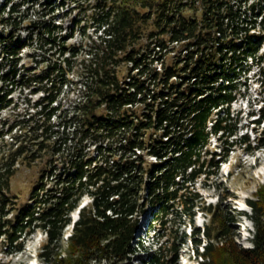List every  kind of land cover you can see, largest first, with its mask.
Returning a JSON list of instances; mask_svg holds the SVG:
<instances>
[{
	"label": "trees",
	"instance_id": "16d2710c",
	"mask_svg": "<svg viewBox=\"0 0 264 264\" xmlns=\"http://www.w3.org/2000/svg\"><path fill=\"white\" fill-rule=\"evenodd\" d=\"M96 7L102 34L88 53L85 91L71 103L55 91L67 82L58 62L17 79L18 54L28 41L0 31V72L7 68L2 79L12 85L41 82L44 92L32 104L34 111L0 137L12 135L14 155L36 158L45 152L64 162L49 181L51 175L42 173L21 205L8 193L15 170L0 174V241L19 252L41 228L49 236L47 250L61 240L81 198L93 195L91 210L76 222L68 255H58L54 264H87L95 253L124 257L137 250L138 224L132 218L141 207L148 208L153 221L169 216L182 200L189 211L197 207L198 193L189 194L187 188L216 173L208 165L218 167L226 160L208 152L211 140L249 141L246 134L236 139L240 121L232 105L246 95L255 67L264 74V0H98ZM35 26L38 40L57 43V37L45 33L60 26L48 21ZM172 44L173 60L162 69L154 67ZM121 54L133 62L125 74ZM9 92L0 93V109L12 104ZM249 202L256 223L254 246L237 244L222 225L216 233L208 231L211 242L202 264H264V184ZM221 217L227 214L222 211ZM160 259L151 262L160 264Z\"/></svg>",
	"mask_w": 264,
	"mask_h": 264
},
{
	"label": "rangeland",
	"instance_id": "374dc122",
	"mask_svg": "<svg viewBox=\"0 0 264 264\" xmlns=\"http://www.w3.org/2000/svg\"><path fill=\"white\" fill-rule=\"evenodd\" d=\"M53 2L49 4L47 0H0V31L5 34L13 31L16 37L26 38L28 41L18 54L17 79L24 74L23 78L26 80L27 76L43 72L48 65L58 62L62 65V70L59 71L64 73L67 82L60 89L55 87V91H62L60 99L71 103L78 99L81 91H85L82 82L88 72V53L95 45L98 35L102 34L100 23L95 17L101 11L96 7L98 0ZM3 18L10 20L2 21ZM46 21L60 26L54 33H45V37H57V43L44 44L42 40H38L39 27H34V24L42 25ZM147 42L148 39L143 44ZM151 44L154 48L155 44ZM140 45L137 44L136 47ZM174 46L172 44L168 52L160 53L153 66L162 69L165 61L171 62L175 54L171 51ZM2 60L0 49V61ZM120 63L124 74L129 68H133V62H128L124 54H121ZM4 71L0 72V93L4 94L9 90L8 98L12 104L0 109V135L11 130L15 122L28 117V113L34 111L32 104L44 96V92L40 90L43 85L41 82L33 86L23 84L25 82L12 85L2 79ZM136 71L138 69L134 72ZM244 91L246 95L232 105V112L240 121L236 139L240 141L246 134L249 141L230 145L226 141L231 143L232 139L213 137L208 152L215 154L219 160L223 157L226 160L220 162L218 167L208 165L206 168L210 171L215 169L216 173L203 175L187 188L189 194L198 193V206L189 211L185 204L183 206L182 200L169 216L155 221L151 220L148 208L141 207L132 218L138 224L133 242L137 250L124 257L95 253L88 258L87 264H153L151 259L155 256H160V264H202L207 245L211 242L208 231L216 233L222 225L228 227L230 238L237 244L247 248L254 246L256 223L253 218L254 209L249 201L257 199V192L264 184V74L257 67L249 74ZM14 147L12 135L5 134L0 137V174L15 170L8 193L11 199L19 197L17 205H21L27 202L41 174L50 176L54 169L56 173L60 172L64 162L63 158L59 160V156L45 152L37 154L36 158L17 156L14 155ZM89 152L93 153L94 147ZM221 153L222 157H219ZM33 159L36 160L32 162ZM146 159L149 162L156 161L150 155H146ZM29 160L31 163H28ZM51 177L52 175L48 177V181ZM141 202L146 201L142 199ZM92 203L91 193L81 198L71 213V223L64 228L61 240L47 250L45 245L49 236L41 228L35 229L28 236L24 249L19 252H11L9 243L0 241V264H54L52 259H56L58 255L67 256L76 222L84 210H91ZM209 207L218 213L216 217L207 210ZM222 211L227 214L224 220H220ZM11 216L12 214L9 215ZM213 242L219 243V240ZM45 250L48 251L47 254Z\"/></svg>",
	"mask_w": 264,
	"mask_h": 264
},
{
	"label": "bare ground",
	"instance_id": "6f19581e",
	"mask_svg": "<svg viewBox=\"0 0 264 264\" xmlns=\"http://www.w3.org/2000/svg\"><path fill=\"white\" fill-rule=\"evenodd\" d=\"M254 149V148H253Z\"/></svg>",
	"mask_w": 264,
	"mask_h": 264
}]
</instances>
